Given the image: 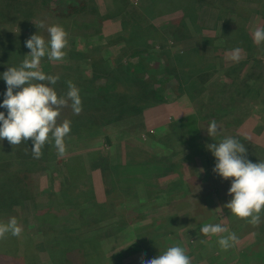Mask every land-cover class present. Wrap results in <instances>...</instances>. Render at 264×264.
<instances>
[{
	"label": "rangeland",
	"instance_id": "obj_1",
	"mask_svg": "<svg viewBox=\"0 0 264 264\" xmlns=\"http://www.w3.org/2000/svg\"><path fill=\"white\" fill-rule=\"evenodd\" d=\"M88 1L89 8L85 16H82V20L92 15L95 10L101 16H105L100 21L96 19L95 29L92 28L94 32L92 29L85 31L71 27V20L60 22L58 25L67 33L68 44L64 49L66 56L62 61H52L45 56L39 65V70L45 74L59 75L56 84L50 85L58 95L67 92V81H72L79 89L82 100L80 114L96 116L104 113L106 107L112 105L109 94L99 96L88 88L90 85L96 89L97 85H93L96 83L86 78H91L97 63L104 65L102 68L104 74H110L106 69L114 73L112 77L115 79L116 72L124 71L123 66L134 61L122 42L110 43L120 34V22L125 12L133 13L138 20L152 23L157 28L165 30L166 45L173 52L196 46L202 37H211L207 45L200 46L199 52L202 61L212 63L202 66L199 75L196 74L199 85L198 93L193 99L168 90L164 94V101L156 105L140 108L142 102L138 101L131 112L121 117L101 115L95 124L97 128L89 129L90 131L74 128L65 136L66 151L63 155H59L54 147L51 160L41 163L36 161L38 166L30 177L37 180L39 194L24 204V222L30 235L36 240L42 237L34 223L32 208L58 205V190L68 180L65 163L79 156L86 163L87 172L89 171L88 181L78 183L80 194L85 195L84 200L92 196L106 203L105 213L112 214L109 218L93 220L88 224L82 222V226L77 230L81 237L93 231V234L100 233L103 254L99 264H141V258L148 260L144 257L143 247L152 242L159 244L157 249L152 250V258L170 246L179 245L190 257L191 264H264V212L260 214L259 225L253 226L246 220L237 218L223 206L231 199L227 192L231 178L222 179L213 172L216 160L206 147L207 144L214 143L213 138L205 135L202 139L205 149L192 155L188 152V145L185 146L178 141L179 134L184 131L180 121L186 115L194 112L210 115L209 112L212 110L218 112L222 107L225 108L228 92L225 90L226 94L219 93L222 89L219 87L221 84H231L226 76L235 80L234 83H241L243 78H246L249 82L255 83L256 90L254 88L250 95L245 94L237 98L238 104L231 107V112L227 110L226 116L228 118L237 116L238 124H233L232 130L244 139L241 143L247 149L246 158L254 163L264 161V43L256 45L252 40L254 29L264 27V0H196L191 17L184 18L187 32L177 26L178 21L184 17L182 9L184 1L182 3L180 0ZM171 1H174L173 5L169 4ZM120 9L122 15L113 13ZM17 10L16 19L11 20L8 16L0 21V34L8 32L14 37L13 43L20 47L18 67L30 52L25 41L34 33L44 36L47 40V27L55 23L48 15L42 0L21 5ZM41 21L45 27L37 28L35 24L38 25ZM169 22H172L171 27L167 25ZM237 27L245 31L251 44L249 50L225 46L222 30L228 28L234 31ZM150 45L159 49L160 44L158 41H151ZM6 48L7 46L0 48V51ZM237 49L239 59L233 60L231 57ZM118 73L116 83L122 89L125 79L121 72ZM104 76L109 78L108 81H104L103 76H98L97 81L111 84L112 78ZM16 90L14 89V92ZM4 93L0 90V103L4 99ZM75 115L70 106L65 107L61 110L58 122ZM207 121L208 124L215 121L218 127L222 119L209 118ZM7 145H9L7 139L0 140V148ZM126 151L132 154L134 152L135 158H132L136 160L134 163L140 160L147 161V157L154 154L158 158H164L170 166L160 169L149 163L141 167L134 165L130 171L131 179L122 182L117 180L118 174L115 176V173H109V167L113 162L121 171L123 165L118 164L126 158ZM92 152H96L99 159L89 162L87 158ZM3 153L0 150V158ZM194 156L196 158H193ZM188 157L194 161H190ZM190 166L197 169L198 176H207L210 179L206 184L209 189L201 194L206 210L204 206L201 208L195 202V197H190L193 195L192 190L189 196V191L187 192L182 182L183 176L178 172L182 168L187 178L188 173H192ZM192 182L193 180L189 182L190 186ZM118 184H121L122 188L128 185L130 187L114 195L112 187ZM195 185H192L193 188ZM128 190L135 195L125 193ZM137 217L141 221L135 222ZM205 224H220L227 232L204 236L200 228ZM142 225L145 227L138 230L137 228ZM228 232H234L237 240L227 250H223L217 241ZM81 253L84 255L83 251L74 250L69 254L68 262L64 264H86L85 255L83 258ZM17 261L10 264H25ZM32 264H52L47 250L39 249L37 261Z\"/></svg>",
	"mask_w": 264,
	"mask_h": 264
},
{
	"label": "trees",
	"instance_id": "obj_2",
	"mask_svg": "<svg viewBox=\"0 0 264 264\" xmlns=\"http://www.w3.org/2000/svg\"><path fill=\"white\" fill-rule=\"evenodd\" d=\"M180 1L181 3L184 1L182 5L184 17L178 21L177 26L183 28L184 32H187L184 18L191 17V12L193 13L195 9L196 0ZM33 2H36V0H0V21L8 16L11 20L16 19L19 6L32 4ZM173 3L174 1L169 2V4L172 5ZM42 4L48 12V15L54 19L55 24L71 20V27L80 30L89 31L92 28L95 29L96 19L100 21V19L105 17L101 16L97 10H95L93 13L94 15L92 14L82 20L89 8L88 0H42ZM113 13L122 15L120 14L122 13V9ZM172 22L167 23V25L171 27ZM26 28H28V26H26ZM93 29L92 31L94 32ZM222 31L226 47H243L246 50H249L251 47L243 29L237 27L234 31H230L228 28H224ZM13 39L14 37L8 32H1L0 34V48L2 49L7 46L5 50L0 51V74L9 66L17 67L19 63L17 58L21 57L18 52L20 47L13 43ZM210 40L211 37H202L201 42L196 46L173 52L166 45L167 35L165 30L157 28L152 23L138 20L133 13L125 12L120 22V34L116 35L113 40L110 41V43L122 42L124 48L129 52V55L134 58V61L123 66V68H125L124 71H118L122 68H118L117 70L123 74L125 85L120 89V85H117V76L119 73L116 72V78L114 79L112 77L114 73L106 69L110 74H104L102 69L104 65L100 64V62L97 63L98 67L96 64L91 78H86L90 79L92 83H96L93 84L95 86L97 85L96 89H93L90 85L88 88L99 96L109 94V101L112 102V105L107 106L104 113L102 112V114L100 113L96 116H92L94 114L85 116L83 113L69 118L71 121V130H74V128H78L79 130L97 128L95 124L98 122V118H101V115L104 117L111 115L121 117L131 112V109L135 107V102L138 101L142 102L140 108L156 105L164 101V94L168 90L176 95L184 94L187 95L190 100L193 99L198 93L199 85L197 83L196 74L200 71L202 66L212 63L210 61L206 63L202 61V55L199 52L200 46L207 45ZM151 41H158L160 44L158 47L159 49L152 47V45H150ZM104 75H108L112 78L111 84L103 83L109 79ZM98 76H103L102 79H104V81H97L99 78ZM226 77L231 84H221L219 87L222 88L219 93L226 94L225 90L228 92L225 108L222 107L218 112L212 110L209 112L210 115H207V113L199 114L198 112H194L186 115L180 121L184 127V131L179 134L178 141L185 146L188 145L187 147L189 148L188 152L190 155L205 149V143H203L202 139L205 135L209 136L206 132L209 122L207 120L209 118L213 120L222 119L221 125L218 126V135L215 137L217 142L224 137H235L241 142L244 140L242 137H239L237 132L232 130L233 124H238L236 123L237 116L228 118L226 112L227 110L231 112V107L238 104L239 100L237 98H240L241 95H250V93H253L252 91H254V88L256 90V87H254L255 83L249 82L246 78H243V82L241 83H234L235 80L228 76ZM79 83L84 86L81 82ZM4 88H6V83L2 75H0V90L5 92ZM235 90L237 92H235ZM236 95L239 96L237 97ZM0 111L7 115V110L5 108L0 107ZM228 129H230L229 132ZM106 141L109 142V139ZM31 147L32 141L29 139L20 145L12 146L9 143V145L0 148L1 152H4L3 156L0 158V223H7L11 217H16L19 225L23 229L20 236H12L9 233L6 234L4 239H0V264H10L16 262V260L21 263L32 264L37 261V251L39 249L47 250L52 264L67 263L69 254L74 250L83 251L86 264H99L103 254L101 251L100 233L93 234V231L91 234L81 237L80 233H77V230L82 226V222L83 224H88L93 220L96 221L104 217V219L109 218L112 214L108 215L105 213V208L107 207L105 206L106 203L92 196L84 200L83 197H85V195L82 196L80 194L81 190L79 189L78 183L88 181L89 171L87 172L86 163L79 156L73 157L65 163V169L68 171V180H66L65 185L61 186L58 190V205L54 207L46 205L44 208H32L34 223L41 232L42 237L36 240L28 232L24 222V204L33 200L34 196L39 194L37 180L31 179L30 175H32L33 170H36L38 163L53 158L54 142H48L44 145L42 149L43 154L39 159L33 158ZM126 154V158L121 160L118 164L123 165L121 171L118 170L117 164H113V162L109 167V173H115V176L118 174L119 179L117 180L122 182L131 179L130 176L132 173L130 171L134 165L141 167L149 163L160 169L170 166V163L165 161L164 158H158V156L154 154L147 157V161L140 160L135 163L134 161L136 160L132 159L135 158L134 152L132 154L126 151ZM190 157L187 159L194 161V159L191 160ZM193 158L196 157L194 156ZM98 159V154L92 152L88 155L87 161L93 162ZM36 161L38 163H36ZM176 165L180 167L178 164ZM181 169L182 168H180L178 172L183 176L184 180L182 182L185 189H187V192L189 191V196L191 195L190 191H193V195L190 197H195V202L203 208L204 199L201 194L209 189V186L207 187L206 184L209 183L210 179L207 176H198L197 169L194 166H190L192 173H188L187 178H185L183 170ZM127 173H129V175H127ZM180 175L179 177H181ZM191 180H193V182L190 186L189 182ZM120 185L121 184H118L112 187L114 189L111 188L114 195L130 187V185H128L122 188ZM192 185H195L194 188ZM116 188H118L119 191ZM125 193L131 196L135 195L134 192L130 190ZM146 193L148 194L147 190ZM150 194L152 193L150 192ZM79 199L83 201L81 202ZM204 210H206L205 206ZM134 221H141V219L137 217ZM65 224H67V226H65ZM144 227L145 225H142L137 229L142 230ZM146 245L147 246L143 247L144 257L151 259L152 250L157 249L159 244L152 242ZM81 255L84 258L82 253Z\"/></svg>",
	"mask_w": 264,
	"mask_h": 264
},
{
	"label": "clouds",
	"instance_id": "obj_3",
	"mask_svg": "<svg viewBox=\"0 0 264 264\" xmlns=\"http://www.w3.org/2000/svg\"><path fill=\"white\" fill-rule=\"evenodd\" d=\"M38 28H44L41 21ZM48 39L34 33L25 45L30 52L18 66H9L2 74L6 83L4 99L0 107L7 110V115L0 111V140L7 139L12 145H20L32 141L31 152L33 158L42 156V149L48 142H54L59 155L66 151L64 138L71 131V121L64 119L58 122L61 110L71 107L74 114L82 111V100L79 89L67 81V92L58 95L53 87L59 80V75H49L39 70L41 59L47 56L52 61H62L67 47V33L62 26L52 24L47 27ZM252 40L256 45L264 43V27H257L252 32ZM239 50H235L232 59L238 60ZM14 89H17L14 92ZM207 134L213 138L214 143L206 147L215 157L213 172L222 179L231 178L227 192L231 199L226 207L234 216L244 219L253 226L261 222V213L264 212V161L251 162L246 158L247 149L235 137H224L216 141L218 127L211 121ZM23 229L16 217H11L7 223H0V239L6 234L20 236ZM204 235H219L227 232L220 224H205L200 228ZM237 240L234 232L220 236L217 243L220 248L227 250ZM141 264H191V259L185 250L179 246H170L155 258L144 260Z\"/></svg>",
	"mask_w": 264,
	"mask_h": 264
}]
</instances>
